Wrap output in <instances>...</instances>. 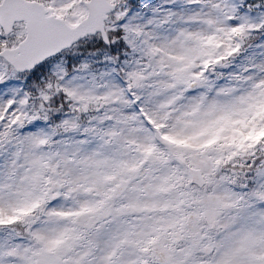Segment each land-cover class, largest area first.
<instances>
[{"label":"snow or ice","instance_id":"obj_1","mask_svg":"<svg viewBox=\"0 0 264 264\" xmlns=\"http://www.w3.org/2000/svg\"><path fill=\"white\" fill-rule=\"evenodd\" d=\"M0 264H264V0H0Z\"/></svg>","mask_w":264,"mask_h":264}]
</instances>
